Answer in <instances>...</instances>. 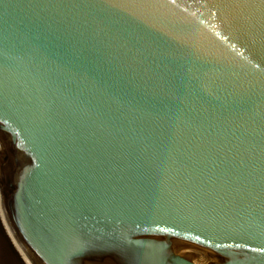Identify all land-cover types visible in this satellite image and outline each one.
<instances>
[{
	"label": "water",
	"instance_id": "1",
	"mask_svg": "<svg viewBox=\"0 0 264 264\" xmlns=\"http://www.w3.org/2000/svg\"><path fill=\"white\" fill-rule=\"evenodd\" d=\"M0 195L32 264H264V0H0Z\"/></svg>",
	"mask_w": 264,
	"mask_h": 264
},
{
	"label": "bare ground",
	"instance_id": "2",
	"mask_svg": "<svg viewBox=\"0 0 264 264\" xmlns=\"http://www.w3.org/2000/svg\"><path fill=\"white\" fill-rule=\"evenodd\" d=\"M0 205H1V208H2V212H3V215H4V219H5V222H6V226H7V229H8V233H9V236H10V240H11V243H12V247L14 248L15 252H16V255H17V259L20 263L21 261V264H32L8 215L6 214L7 213V209H6V206H5V203H4V200H3V197L2 195H0Z\"/></svg>",
	"mask_w": 264,
	"mask_h": 264
},
{
	"label": "rangeland",
	"instance_id": "3",
	"mask_svg": "<svg viewBox=\"0 0 264 264\" xmlns=\"http://www.w3.org/2000/svg\"><path fill=\"white\" fill-rule=\"evenodd\" d=\"M13 250H14V248H13ZM14 254H15L16 261L19 263L15 250H14ZM20 264H21V261H20Z\"/></svg>",
	"mask_w": 264,
	"mask_h": 264
},
{
	"label": "snow or ice",
	"instance_id": "4",
	"mask_svg": "<svg viewBox=\"0 0 264 264\" xmlns=\"http://www.w3.org/2000/svg\"><path fill=\"white\" fill-rule=\"evenodd\" d=\"M252 251H256V249H252ZM261 251H264V249H261Z\"/></svg>",
	"mask_w": 264,
	"mask_h": 264
}]
</instances>
